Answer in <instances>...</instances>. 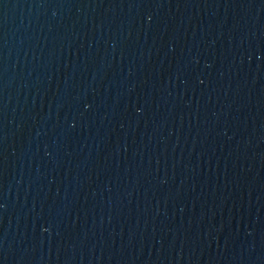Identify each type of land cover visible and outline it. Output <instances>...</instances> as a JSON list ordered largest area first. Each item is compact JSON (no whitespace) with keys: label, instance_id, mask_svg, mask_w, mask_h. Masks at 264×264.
I'll return each mask as SVG.
<instances>
[{"label":"water","instance_id":"water-1","mask_svg":"<svg viewBox=\"0 0 264 264\" xmlns=\"http://www.w3.org/2000/svg\"><path fill=\"white\" fill-rule=\"evenodd\" d=\"M0 264H264V0H0Z\"/></svg>","mask_w":264,"mask_h":264}]
</instances>
